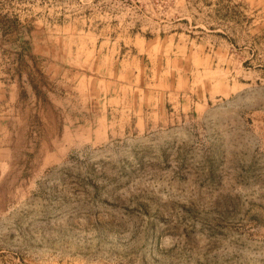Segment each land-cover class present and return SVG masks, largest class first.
Returning a JSON list of instances; mask_svg holds the SVG:
<instances>
[{
	"label": "rangeland",
	"instance_id": "374dc122",
	"mask_svg": "<svg viewBox=\"0 0 264 264\" xmlns=\"http://www.w3.org/2000/svg\"><path fill=\"white\" fill-rule=\"evenodd\" d=\"M136 38L159 121L63 129L71 49ZM0 264H264V0H0Z\"/></svg>",
	"mask_w": 264,
	"mask_h": 264
},
{
	"label": "crops",
	"instance_id": "0c3cea01",
	"mask_svg": "<svg viewBox=\"0 0 264 264\" xmlns=\"http://www.w3.org/2000/svg\"><path fill=\"white\" fill-rule=\"evenodd\" d=\"M85 47L84 44L80 58L88 55L89 62L85 61L80 67L71 49L70 62L54 80L58 86L56 93L49 92L51 98H56L52 103H56L55 108L62 115L63 129L76 132L84 129L92 141L100 133L98 125H107L109 114L127 117L125 125H136L135 128L147 125L148 119L158 122L161 104L157 97L161 93L154 91L152 98L147 96L148 88H152L157 80L151 76L148 84L140 74V61L149 60L151 65H156L152 60L161 53L158 41L136 38L129 45L108 42L107 47L101 50H96V44L92 50H85ZM96 57L104 58L99 68H93L90 62ZM114 58L121 61L120 65L114 66ZM150 71L153 72L154 67ZM99 72L101 75H95ZM169 96V101L174 102L175 97Z\"/></svg>",
	"mask_w": 264,
	"mask_h": 264
},
{
	"label": "trees",
	"instance_id": "16d2710c",
	"mask_svg": "<svg viewBox=\"0 0 264 264\" xmlns=\"http://www.w3.org/2000/svg\"><path fill=\"white\" fill-rule=\"evenodd\" d=\"M26 43V42H25Z\"/></svg>",
	"mask_w": 264,
	"mask_h": 264
}]
</instances>
